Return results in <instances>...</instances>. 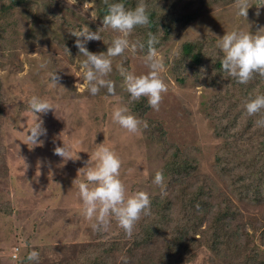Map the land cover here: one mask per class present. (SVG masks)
I'll use <instances>...</instances> for the list:
<instances>
[{"label":"rangeland","instance_id":"1","mask_svg":"<svg viewBox=\"0 0 264 264\" xmlns=\"http://www.w3.org/2000/svg\"><path fill=\"white\" fill-rule=\"evenodd\" d=\"M99 1L0 0V264H37L25 259L32 250L39 253L38 264H81L85 254L100 250L105 242L116 241L125 246L111 255L108 264H117L126 257L139 228L134 225L132 234L122 238L124 230L112 220L107 231H93L90 225L94 219H86L80 212L83 203L75 181L85 177L83 172L78 174V169L88 159L85 151H93L100 142L110 145L120 157V179L129 193L143 190L152 198L168 194L171 189L173 178L164 174L171 157L188 159L195 168L197 160L199 174L210 180V193L218 198V212L231 207L236 212L232 223L239 222L243 241L250 235L255 237V229L264 226V194L258 195L259 189L253 185L256 197L249 198V190L242 191L233 179L237 175L226 171L229 157L242 149L240 140L244 133L241 135L240 131L244 127L240 125V130L232 133L236 138L223 144L225 138L215 133V121L221 111L220 94L225 89L211 83L208 69L203 68L199 78L191 70L182 74L175 60L180 46L188 40L208 36L215 43L228 30L255 32L264 27V6L256 15L260 0H249L246 19L235 15L236 1H219L214 9L203 13L199 0H193V5L184 0L186 13L198 9L197 14H201L186 27L178 24L155 47L165 64L161 77L168 91L162 96L159 110H153L144 97L129 99L120 72L121 68L135 75L148 71L144 62L148 47H139L138 36L135 38L133 33L128 39L137 43L136 49L111 58L112 71L105 78L114 82V93L101 88L93 96L87 91L80 69L85 57L78 53L76 37L69 30L98 31L102 39L91 40L86 47L96 53L106 51L119 33L103 26L96 11ZM161 1L167 4L166 0ZM165 10L169 11L167 7ZM179 14H184V10ZM173 48L177 54L170 55ZM41 63L46 67L41 69ZM55 71L59 85L49 88V74ZM32 94L47 97L55 105V112L38 114L47 134L41 137L43 144L34 147L24 142L35 120L27 103ZM117 106H127L141 121L138 134L128 133L111 120V112ZM145 123L147 127H143ZM63 141L81 150L80 159L62 162L53 154ZM225 148L217 161V154ZM157 171L163 174L160 185L153 183ZM179 197L173 193L174 202ZM215 214L214 211L209 218ZM233 258L229 254V259H219L201 247L182 264H234L230 261Z\"/></svg>","mask_w":264,"mask_h":264},{"label":"trees","instance_id":"2","mask_svg":"<svg viewBox=\"0 0 264 264\" xmlns=\"http://www.w3.org/2000/svg\"><path fill=\"white\" fill-rule=\"evenodd\" d=\"M155 1L154 4L152 1L143 0L150 11V24L137 26L132 31L135 38L138 36L139 43H143L146 47L150 32L158 36V43L154 47L159 46L172 34L178 24L183 23L186 27L201 14H197L198 9H195L194 13H186V7L182 6L184 0H166L167 4L162 3L161 0ZM192 1L189 0V4L193 5ZM219 1L229 4L236 0H199L201 7H204L202 12L211 11ZM113 2L118 0L108 1V3ZM138 2L139 0H123L126 8H134ZM166 7L169 10L167 13ZM107 10L105 1L100 0L96 8L98 17L102 19ZM183 10L184 14L180 16L179 12ZM178 56L175 62L182 74H187L191 70L199 78L202 76L201 70L208 69L213 81L211 83L219 84L225 89L220 94L221 105L216 102L221 111L218 120L215 121V133L224 137L223 144H226L236 138L232 137L233 131H239L240 125L244 127L240 131V134L244 133V137L240 140L242 149L229 157L230 161L226 163L227 174L237 175V178L233 177V179L237 180L242 191L249 190V198L256 197L254 189L251 188L253 185L255 190L259 189L257 194L263 196L264 127H258L254 122L264 113L249 116L244 110V103L256 95L264 94V77L253 74L246 84L225 77L220 67L222 53L215 47L214 39L208 36H200L182 43ZM1 109L0 92V111ZM224 150L226 148L217 154V161H220ZM171 158L166 162L164 170L166 176L173 178L169 193L149 197L150 211L147 215L142 214L135 223V227L139 228V235L135 236L136 239L125 252V256L129 258L125 257L117 264H125V260L127 264H182L192 258L201 247L211 251L219 259H229V254H232L234 258L230 261L232 263L235 261L234 264H264L262 260L264 226L255 229V237L250 235L244 242L243 232L238 227L239 222L232 223L236 212L229 206L226 207L225 212H218L217 207L220 206L218 198L212 197L210 193L212 189L210 180L199 174L197 160H193L192 157L195 168L190 166V160L179 155ZM174 192L180 195L176 202L172 198ZM251 193L253 195H249ZM214 211L216 214L209 218ZM208 219H210L209 223L204 226ZM124 235L127 236L123 233L122 238ZM124 246V242L122 245L121 241L105 242L100 250L85 254L81 264H108L112 259L111 255L114 256V253Z\"/></svg>","mask_w":264,"mask_h":264},{"label":"clouds","instance_id":"3","mask_svg":"<svg viewBox=\"0 0 264 264\" xmlns=\"http://www.w3.org/2000/svg\"><path fill=\"white\" fill-rule=\"evenodd\" d=\"M105 3L108 10L102 17L103 26L110 27L119 33L112 39L106 51L96 53L89 51L86 47L89 41L102 39L98 31H90L87 28L69 30L70 35L76 37L74 44L78 53L85 57L80 61V69L87 91L93 96L101 88H105L108 94L114 93V82L105 78L112 71L111 58L121 55L127 49L135 50L138 45L130 42L128 39L130 33L137 26L150 24V11L143 0H139L134 8H126L123 0L113 3L105 0ZM250 6L249 0H236L235 15L247 19ZM261 6H264V0L257 3L256 15L260 14ZM157 43L158 36L150 32L147 39L148 51L144 61L148 68L147 73L135 75L132 72H126L123 68L120 69L129 99L139 100L144 97L153 110H159L162 96L168 91L167 84L161 77L165 64L154 47ZM139 47L143 48L144 44L140 43ZM215 47L222 53L220 67L225 77L234 78L240 84L248 83L253 74L264 77V27L255 32L239 28L225 31L215 41ZM175 54H177L176 49L173 48L170 55ZM39 67L43 69L46 64L41 63ZM201 72L203 74V70ZM58 80L56 71L50 73L48 87L55 88L59 85ZM27 103L35 120L29 126L24 142L33 147L40 146L43 144L41 137L47 134V130L42 126L43 120L38 118V114H47L50 110L55 112V105L47 97L36 94L27 97ZM244 110L249 116L264 113V94L248 99L244 103ZM111 120L128 133L138 134L141 128V121L130 112L127 106L114 107ZM254 123L258 127H264V115H261ZM143 127H147V124L145 123ZM80 151L75 144L63 141L62 145L53 149V154L61 157L62 162H67L69 159H80ZM85 152L89 154L88 159L84 166L78 169V174L83 172L85 180L75 181L83 203L80 209L81 214L86 219H94L90 225L93 231H107L112 220H115L125 234L130 236L141 215H147L150 211L149 194L143 190L129 193L120 179L121 159L110 145L100 142L93 151ZM162 181L163 174L157 171L153 177V183L160 185ZM26 259L38 264L39 253L32 250L27 254Z\"/></svg>","mask_w":264,"mask_h":264}]
</instances>
